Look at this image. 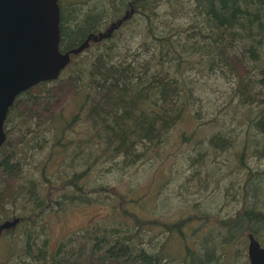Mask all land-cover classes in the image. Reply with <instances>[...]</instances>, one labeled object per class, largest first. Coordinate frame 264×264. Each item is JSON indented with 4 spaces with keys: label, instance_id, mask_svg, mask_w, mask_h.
Masks as SVG:
<instances>
[{
    "label": "trees",
    "instance_id": "1",
    "mask_svg": "<svg viewBox=\"0 0 264 264\" xmlns=\"http://www.w3.org/2000/svg\"><path fill=\"white\" fill-rule=\"evenodd\" d=\"M85 2L58 1L59 51L70 61L57 79L18 95L4 124L0 227H8L0 239L10 240L11 264H250L249 237L264 247V172L248 169L240 188L244 207L215 218L196 204L171 217L167 199L160 203L166 213L151 217L144 195L83 183L98 168L127 169L164 147L191 110L194 81L185 72L197 65L235 79L234 95L249 109L248 131L258 135L252 149L264 156V0H90L86 8ZM136 27L144 35L132 51L124 42ZM82 93L83 103L66 118L67 104ZM208 142L209 149L226 152L238 144V134L217 131ZM47 147L49 157L34 166L40 176L32 177L27 158ZM192 149L188 168L203 167L208 151ZM246 150L240 160L248 168ZM54 161H61V176L72 174L64 176L57 198L46 195ZM188 180L199 182L200 170ZM100 193L121 200L106 217L52 246L46 218L68 204L103 202L94 195Z\"/></svg>",
    "mask_w": 264,
    "mask_h": 264
},
{
    "label": "rangeland",
    "instance_id": "2",
    "mask_svg": "<svg viewBox=\"0 0 264 264\" xmlns=\"http://www.w3.org/2000/svg\"><path fill=\"white\" fill-rule=\"evenodd\" d=\"M80 1H86L83 3L86 8V3L90 0ZM166 7L165 4L161 6V14L166 12ZM184 22L186 24L187 20L185 19ZM162 26L160 24L161 28ZM138 29L140 28L136 27L126 31L127 40L124 44L132 51L137 50L144 35V31L141 33ZM185 77L194 81L189 83L193 88L190 97L191 110L184 121L168 134L169 141L163 140L164 147L151 151L139 164L127 169L98 168L89 174L83 183L84 186L103 184L112 187L114 193L126 194L131 190L137 198L144 195L146 205L143 207H146V215L151 217L160 214L163 216L166 213L162 211L163 205L160 204L166 199L169 203L165 210L174 218L180 217L184 209L194 207L195 204L214 218L216 215L229 216L244 207L240 188L247 181L248 169L253 172H264V156L252 149V142L258 138V135L252 130L248 131L246 115L249 109L239 105L238 98L234 95L235 79L230 76L225 77L220 70H203L197 65L186 70ZM84 95V93L78 95L67 104L64 112L66 118L79 109L84 101ZM61 126L60 122L55 125L57 128ZM241 127L244 128L241 130ZM217 131L235 136L238 134V144L226 152L209 149L208 140ZM183 136L190 137V140L186 138L184 145L181 144ZM70 138L77 139L78 135L70 134ZM194 146L198 150L208 151L205 154L203 167L188 168L187 156L196 154L192 149ZM245 146L247 147L245 163L248 168L242 166L240 160ZM50 153L49 147L42 150L37 148L35 155L27 158L30 164H26L25 169L32 172V177L40 176V169L37 171L34 166L43 164ZM49 170L53 174L50 176L54 185L47 187L46 195L57 198L64 193L62 189L65 183L64 176H72V174L61 176V161L52 162ZM196 170H200L199 182L196 180L189 182L188 179ZM261 183L262 186L259 187L264 191V183ZM248 186L252 190L258 187L254 186L253 180ZM68 191L71 192L72 188H68ZM94 195L103 202L94 205L68 204L61 213L46 218L50 227L49 232L52 234V246L55 247L61 238L72 232L84 229L106 217L111 205H117L121 200L118 194L113 196L111 193H100L101 198L96 196L97 194ZM200 225L205 224L200 223ZM9 245L10 240L7 237L0 239V264H11L8 256Z\"/></svg>",
    "mask_w": 264,
    "mask_h": 264
},
{
    "label": "water",
    "instance_id": "3",
    "mask_svg": "<svg viewBox=\"0 0 264 264\" xmlns=\"http://www.w3.org/2000/svg\"><path fill=\"white\" fill-rule=\"evenodd\" d=\"M59 0H0V147L16 98L41 82L57 79L70 61L59 51ZM8 225L0 227L2 229ZM250 264H264V247L249 237Z\"/></svg>",
    "mask_w": 264,
    "mask_h": 264
}]
</instances>
